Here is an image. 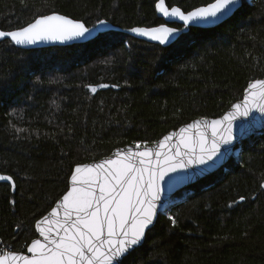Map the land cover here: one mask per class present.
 <instances>
[{
    "label": "trees",
    "instance_id": "16d2710c",
    "mask_svg": "<svg viewBox=\"0 0 264 264\" xmlns=\"http://www.w3.org/2000/svg\"><path fill=\"white\" fill-rule=\"evenodd\" d=\"M157 1L0 0V30L53 11L87 26L152 27L164 23ZM212 1L165 3L189 11ZM263 77L264 0H242L220 24L188 27L167 46L113 30L36 49L0 40V174L16 185L0 181V250L26 251L35 221L67 190L74 165L221 116L249 81ZM100 84L109 87H86ZM262 184L264 130L239 142L224 166L171 195L122 264H264Z\"/></svg>",
    "mask_w": 264,
    "mask_h": 264
},
{
    "label": "snow or ice",
    "instance_id": "6c2138e0",
    "mask_svg": "<svg viewBox=\"0 0 264 264\" xmlns=\"http://www.w3.org/2000/svg\"><path fill=\"white\" fill-rule=\"evenodd\" d=\"M238 6L239 0H213L184 11L179 6L166 7L165 0H158L155 7L168 23L132 27L129 31L163 45L178 38L179 33L190 25L214 23ZM176 20L183 23V28L169 26ZM97 23L105 24L106 21ZM89 33L90 29L81 20L53 11L36 15L32 22L17 29L0 30V39H10L15 45H30L39 41L65 42L85 38ZM86 87L95 93L97 87L109 85ZM245 91L243 101L233 104V110L221 118L210 121L201 118L188 125V128H204L205 131H199L195 140L182 138L174 153L161 151L172 139L167 135L158 144L161 150L155 152L146 146V142L141 151V142H136L135 150H117L115 159L76 165L71 175V189L48 216L36 222L43 240L33 239L27 246L30 256L4 252L0 255V264H122L121 258L140 244L145 230L153 223L165 177L193 165L211 167L221 152V145L230 144L233 139L235 118L248 116L253 109L264 113V79L249 82ZM208 128H211V137L206 135ZM0 181L10 182L13 189L16 187L10 175L0 174ZM171 187L172 184L169 190ZM244 199V196L240 197V200ZM57 208L63 210L62 218L56 219ZM168 219L173 226L177 225L175 216ZM51 224L57 226L55 236L51 235Z\"/></svg>",
    "mask_w": 264,
    "mask_h": 264
},
{
    "label": "water",
    "instance_id": "95a60500",
    "mask_svg": "<svg viewBox=\"0 0 264 264\" xmlns=\"http://www.w3.org/2000/svg\"><path fill=\"white\" fill-rule=\"evenodd\" d=\"M241 5H242V0H239V6L236 7L232 11L231 14L221 17L219 20L215 21L214 23L201 24V25H190L189 27L210 28V27L216 26L217 24H220L221 22H223L224 20L229 18ZM165 6L168 7L166 3H165ZM201 6H203V5H201ZM169 8H171V7H169ZM155 9H156V7H155ZM49 14H51V13H49ZM59 14H61V13H59ZM156 14H157V16L163 18L164 23H168L167 18H164L162 16V14H160L157 11V9H156ZM62 15H64V14H62ZM101 21H106V20H101ZM173 23H177V24L181 25L182 28H183V23L181 21L176 20ZM171 24L172 23L169 24L170 27L178 28V27L173 26ZM86 27H88L90 29V33L86 34L85 38H80V39H75V40H70V41H65V42H60V41H39L36 44H30V45H15L14 43L13 44L16 47H19V48H22V49H36V48H43V47H50V46H64V45H71V44H74V43L87 42V41L95 38L96 36H98L101 33H104V32H107V31H112V30L113 31H121V32L127 33V34H129V35H131V36H133L135 38H138V39H141V40H144V41L160 44L157 41L151 40L149 37H145V36H142L140 34L133 33L131 31H129V29H131L132 27L131 28H122V27H119V26H116V25L110 23L109 21H106L105 24L96 23L93 26H87L86 25ZM134 27H145V26H134ZM187 29H184V31H182V32H185ZM8 31H11V30H8ZM181 33H179L178 37L181 35ZM0 40H3V39H0ZM8 40H10V39H8ZM175 40L171 41L170 43H165L163 45L164 46L170 45ZM259 79H264V77L263 78H259ZM252 81H254V80H251L249 82H252ZM249 82H248V84H249ZM248 84H247V86L245 87V89L243 91L242 98L240 100L234 102L233 104L240 103V102L243 101L244 96L247 94L245 90L247 89ZM231 106L221 116H218V117H202V118H207L209 121L213 120V119H219L224 114H226V113H228V112L233 110ZM200 119L201 118H197V119L191 120L190 122L179 126L177 129L170 130L169 132L164 134L161 138H159L157 141H155L152 144H147L146 146L152 148L153 152L161 150L158 147L159 142L163 140L164 136L171 135L172 139L167 142V146L164 149H162L161 151L174 153L176 151L177 145L180 144V141H181L182 138L187 137V138H191V139L195 140V139H198V132L199 131H205L204 128H199L198 129L196 127H193V128H188L187 127L188 125L193 124L194 121H197V120H200ZM232 127H233V139H232L231 143L227 144V145H225V144L221 145V152L217 155L216 158H214L215 163L211 167H207L206 168V166H203V165H193L192 167H190L188 169H178L177 172L170 173L169 176L165 177V180H164V182H162V185H161L163 191L161 193V199L157 203L156 216L153 219V223L151 225H149L148 228L145 230V235H146L147 230L154 225L159 212L162 210L164 205L170 199L171 195H173L179 189H182V188H184V187H186V186H188V185L200 180L201 178H203V177H205V176H207L209 174H212L213 172L218 170L220 167L224 166L230 160V158L233 155V153L235 152L239 142L249 138L251 135H253L256 132L264 130V113H261L258 110L253 109V111L248 116H237L235 118V120L233 121ZM181 129H185V131L181 132ZM206 135L211 137V128H208L206 130ZM144 146H145V144H141V148H140L141 151L144 149ZM128 148H132V149L135 150L136 144H129V145L117 147V148L113 149L107 156H104V157H102V158H100L98 160L89 161V162H86V163H83V164H93V163H98L100 161L107 160V159H115L116 158V154H117V150H121L123 152V150H126ZM76 165H80V164H76ZM76 165H74V167H73V169H72V171H71V173L69 175L67 190L63 193V195L61 197H59L56 200V202L53 204V206L43 216H41L40 218H38L35 221L34 230H35L36 236L33 239H41V240H43V237L40 235L39 231L36 228V222L42 220L43 217L48 216L49 213H51V210L54 207H57L58 202H60L62 200V197L71 189V187H72L71 175H72V172L74 171ZM201 169H205V170L201 171ZM170 177L172 178V180L169 179ZM181 177H186V178L185 179H179ZM3 182H6V181H3ZM8 183L10 184V182H8ZM170 184H172V187L169 190V185ZM57 213H58V215H57L56 219L62 218L63 210L61 208H57ZM42 226H49V225H42ZM50 226L52 228L51 235L55 236L56 231H57V226L55 224H51ZM144 239H145V236L142 239V241L140 242V244L135 246L133 249H131L126 255L131 253L134 249L138 248L143 243ZM32 240L29 242V244L27 246H29L31 244ZM5 252H14V251H5ZM3 253L4 252H2L0 250V255H2ZM15 253L29 255V256L31 255V253L27 252V247H26V251L25 252H15ZM124 257L121 258V261H122V259Z\"/></svg>",
    "mask_w": 264,
    "mask_h": 264
},
{
    "label": "rangeland",
    "instance_id": "374dc122",
    "mask_svg": "<svg viewBox=\"0 0 264 264\" xmlns=\"http://www.w3.org/2000/svg\"><path fill=\"white\" fill-rule=\"evenodd\" d=\"M164 209V207L162 208V210Z\"/></svg>",
    "mask_w": 264,
    "mask_h": 264
},
{
    "label": "bare ground",
    "instance_id": "6f19581e",
    "mask_svg": "<svg viewBox=\"0 0 264 264\" xmlns=\"http://www.w3.org/2000/svg\"><path fill=\"white\" fill-rule=\"evenodd\" d=\"M10 41V40H9Z\"/></svg>",
    "mask_w": 264,
    "mask_h": 264
}]
</instances>
